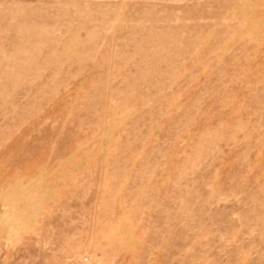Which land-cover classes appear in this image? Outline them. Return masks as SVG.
<instances>
[{
    "label": "rangeland",
    "instance_id": "374dc122",
    "mask_svg": "<svg viewBox=\"0 0 264 264\" xmlns=\"http://www.w3.org/2000/svg\"><path fill=\"white\" fill-rule=\"evenodd\" d=\"M0 264H264V0H0Z\"/></svg>",
    "mask_w": 264,
    "mask_h": 264
}]
</instances>
